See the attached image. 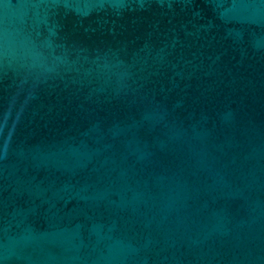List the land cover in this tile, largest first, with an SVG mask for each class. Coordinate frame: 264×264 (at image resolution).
Masks as SVG:
<instances>
[{
    "label": "water",
    "instance_id": "1",
    "mask_svg": "<svg viewBox=\"0 0 264 264\" xmlns=\"http://www.w3.org/2000/svg\"><path fill=\"white\" fill-rule=\"evenodd\" d=\"M0 264H264V0H0Z\"/></svg>",
    "mask_w": 264,
    "mask_h": 264
}]
</instances>
